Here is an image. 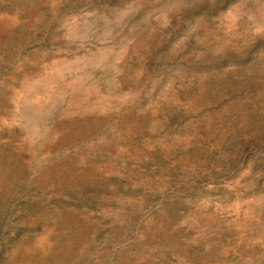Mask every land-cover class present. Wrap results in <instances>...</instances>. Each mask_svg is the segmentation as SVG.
Returning <instances> with one entry per match:
<instances>
[{
	"label": "rangeland",
	"instance_id": "1",
	"mask_svg": "<svg viewBox=\"0 0 264 264\" xmlns=\"http://www.w3.org/2000/svg\"><path fill=\"white\" fill-rule=\"evenodd\" d=\"M0 264H264V0H0Z\"/></svg>",
	"mask_w": 264,
	"mask_h": 264
}]
</instances>
